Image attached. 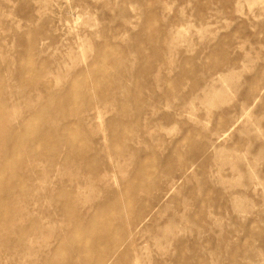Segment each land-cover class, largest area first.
<instances>
[{"label": "rangeland", "instance_id": "obj_1", "mask_svg": "<svg viewBox=\"0 0 264 264\" xmlns=\"http://www.w3.org/2000/svg\"><path fill=\"white\" fill-rule=\"evenodd\" d=\"M0 113V264H95L67 238L92 216L133 241L98 264H264V0H0ZM22 121L51 155L5 148Z\"/></svg>", "mask_w": 264, "mask_h": 264}, {"label": "bare ground", "instance_id": "obj_2", "mask_svg": "<svg viewBox=\"0 0 264 264\" xmlns=\"http://www.w3.org/2000/svg\"><path fill=\"white\" fill-rule=\"evenodd\" d=\"M144 29L145 30H149V25L145 24L144 25ZM145 40H149V44L151 45L152 48H154V44L153 42V36H147L145 38ZM30 62H32V59H30ZM146 65V64H145ZM23 76V74H21ZM100 76L102 77H106L108 76V73L106 70H100ZM24 77V76H23ZM92 83L94 82V80L91 81ZM72 83H75V80H73ZM91 83V84H92ZM97 85V84H96ZM111 86H114V90L116 89L117 92L120 90H127L126 89V85L122 84L120 81H118V83L116 82V80H111V82H107L105 84V87L103 86L102 89H99V91H97V96L101 99H104L106 97H112L113 94L110 95L111 93ZM92 89H94V86L91 87ZM71 90V96H68L67 98H71L73 97V94L76 90L75 86L72 85L70 87ZM120 92H126V91H120ZM113 93H116L115 91ZM119 93V92H118ZM128 95L131 96V99L128 100L127 102H121V108L123 110H126L124 105L130 102H134L135 104H139L141 102V96L138 92L136 91H131V94L128 93ZM50 98L53 99H58L60 104L63 102H66L64 100V97L59 95L58 96H51ZM2 113H0V117H1ZM96 116L98 118V116H100L98 114V111L96 112ZM21 126V130L17 131V129ZM16 130L12 129V133L13 137L8 136V138H4V146L6 149L8 148H14L17 145V137H22V136H26L27 138L31 139L33 141V150L32 151H36V152H40L43 149H45L46 152H48V155H51V152L54 151V149L56 148L58 143V133L53 129V128H46L45 130L39 132V136L41 141H38L37 136H35V132L33 130V128L30 126L29 122H21L20 124H18L17 126H15ZM65 129H69V127H65ZM70 130V129H69ZM66 131V130H65ZM67 133V131H66ZM129 135V133H128ZM225 135V134H224ZM35 136V137H34ZM43 136L46 137H53L54 142H49V141H43L42 138ZM127 136V135H125ZM20 142H23L20 138H18ZM113 139L117 140L116 138V134L113 135ZM62 140V138H59V141ZM76 141L74 136H70L67 133V136H64V140L62 142H60V148L61 151L63 150V148L67 145V147H72L74 144L77 145L79 144L81 146V149L84 150L85 145L81 144L80 142H78L76 144ZM89 149V146L87 144L85 150ZM84 150V153H85ZM86 150V151H87ZM61 153V152H60ZM60 153L58 154L57 158L60 156ZM83 153V152H82ZM96 158V155L93 156H87L86 154H84V156L82 157V159H85V161H88V163L94 165L95 161H93V159ZM59 159V158H58ZM67 155H64V159H61L63 161H66ZM60 162V160H59ZM64 163V162H63ZM15 175L18 176L17 172L14 173ZM133 176L129 179V181L127 182V184L125 186H123L122 191L129 193V195L127 196V204L125 205V207L131 209V202L134 200V196L131 194L135 187L139 184V171L135 170L133 171ZM4 180V179H3ZM2 178L0 175V184L2 183ZM21 181V180H20ZM19 184V181H18ZM144 187H146V189L148 188L147 185H145ZM143 189V188H142ZM145 189V190H146ZM144 190V189H143ZM2 191H6V192H10L11 189H2L0 190V192ZM112 205L114 208L117 207V200H112ZM121 206V204H120ZM64 206L62 205L60 208V211L62 212V208ZM106 207V206H105ZM122 207V206H121ZM133 214V213H132ZM112 215V214H109ZM11 216V212H0V222L9 220ZM77 225H75L68 233L67 238L70 239V241H72L73 243L76 244L77 249H79L81 252L84 253V257H86V261L89 258H94L96 257V263L98 264L100 262H103L104 258L102 255V250L103 247H105L108 252L111 254V256L115 257V256H122L123 254H125V250L129 249L130 245H132L133 241L130 240V233L131 231L129 230L130 225L128 224L126 227L128 228V232L127 235H125L126 233L122 232V231H117V230H122L121 228L118 227H114L113 225H111L106 219L100 218L99 216H92L90 218L89 221H87V223H80L77 222ZM117 229V230H114ZM127 237H129L128 239H126ZM129 240V241H127ZM127 241V243H125ZM80 243V247L78 246V244ZM125 246V249H124ZM52 253L51 258L49 256H47L48 253ZM59 252V248L58 247H54L51 250H47L45 251L46 256H44L43 259H40L37 264H51L53 261V259L56 261L57 259V254ZM52 260V261H51ZM71 264H74V261L71 260ZM87 264V263H85ZM90 264V263H89Z\"/></svg>", "mask_w": 264, "mask_h": 264}]
</instances>
